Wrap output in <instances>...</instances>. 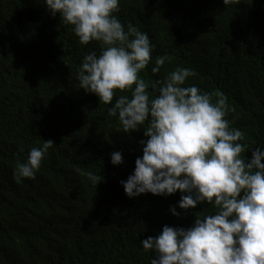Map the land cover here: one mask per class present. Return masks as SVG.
<instances>
[{
    "label": "trees",
    "instance_id": "trees-1",
    "mask_svg": "<svg viewBox=\"0 0 264 264\" xmlns=\"http://www.w3.org/2000/svg\"><path fill=\"white\" fill-rule=\"evenodd\" d=\"M118 19L155 46L146 81L188 68L187 85L228 97L227 119L252 151L264 147V0H120ZM79 43L44 0H0V264H151L142 242L189 228L212 206L179 209L181 193L130 199L121 184L143 155L144 128L124 133L110 105L80 88ZM170 57L153 76L157 57ZM118 95H131L119 93ZM115 102V98L113 103ZM54 141L36 179H13L30 150ZM119 151L124 163L114 166ZM101 175L93 184L88 173ZM175 207L180 216H174Z\"/></svg>",
    "mask_w": 264,
    "mask_h": 264
},
{
    "label": "clouds",
    "instance_id": "clouds-1",
    "mask_svg": "<svg viewBox=\"0 0 264 264\" xmlns=\"http://www.w3.org/2000/svg\"><path fill=\"white\" fill-rule=\"evenodd\" d=\"M225 6L233 0H223ZM53 17L70 25L79 43L100 45L77 68L79 86L110 105L108 115L118 117L124 133L144 128L143 155L134 172L121 181L126 195L138 198L181 193L178 207L185 212L210 205L212 214L198 218L189 228L165 225L162 232L142 242L152 251L151 264H264V147L252 151L245 134L227 119L234 108L221 91L204 92L187 85L188 68H176L164 79L146 81L141 72L152 62L154 45L131 23L118 19L120 0H44ZM170 57H157L153 76ZM130 93L131 95H118ZM115 98V102L113 103ZM44 141V140H43ZM54 141L30 150L27 162H18L13 179H36ZM111 163H124L121 152ZM93 184L101 175L88 173ZM171 212L179 217L173 207Z\"/></svg>",
    "mask_w": 264,
    "mask_h": 264
}]
</instances>
